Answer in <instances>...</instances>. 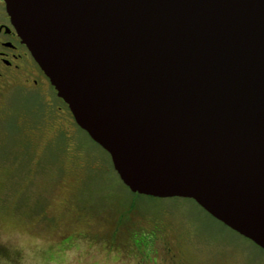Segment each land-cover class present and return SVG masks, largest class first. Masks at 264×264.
<instances>
[{
	"label": "water",
	"instance_id": "obj_1",
	"mask_svg": "<svg viewBox=\"0 0 264 264\" xmlns=\"http://www.w3.org/2000/svg\"><path fill=\"white\" fill-rule=\"evenodd\" d=\"M122 182L264 250V0H6Z\"/></svg>",
	"mask_w": 264,
	"mask_h": 264
},
{
	"label": "rangeland",
	"instance_id": "obj_2",
	"mask_svg": "<svg viewBox=\"0 0 264 264\" xmlns=\"http://www.w3.org/2000/svg\"><path fill=\"white\" fill-rule=\"evenodd\" d=\"M36 101L0 106V264H264L195 200L133 193L103 147Z\"/></svg>",
	"mask_w": 264,
	"mask_h": 264
},
{
	"label": "flooded vegetation",
	"instance_id": "obj_3",
	"mask_svg": "<svg viewBox=\"0 0 264 264\" xmlns=\"http://www.w3.org/2000/svg\"><path fill=\"white\" fill-rule=\"evenodd\" d=\"M28 94L37 96L34 105L39 104L41 110L45 100L78 125L68 104L58 96L50 79L23 42L9 14L6 0H0V106L4 107L14 100L17 102Z\"/></svg>",
	"mask_w": 264,
	"mask_h": 264
}]
</instances>
